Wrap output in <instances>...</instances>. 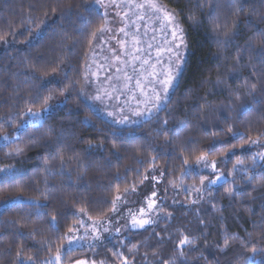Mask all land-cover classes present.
Masks as SVG:
<instances>
[{
	"label": "trees",
	"instance_id": "obj_1",
	"mask_svg": "<svg viewBox=\"0 0 264 264\" xmlns=\"http://www.w3.org/2000/svg\"><path fill=\"white\" fill-rule=\"evenodd\" d=\"M161 1L179 13L188 44L183 73L159 113L167 128L152 119L113 125L118 131L112 135L110 122L86 110L77 96L95 39L91 34L105 23L97 11L89 13L93 0H0V138L27 119L28 107L40 111L43 97L51 96L48 103L54 106L43 127L25 124L11 142L0 144V168L11 170L0 173V264H15L21 247L35 264L54 259L68 243L58 237L78 222L74 213L108 217L111 201L139 189L153 168L166 173L167 188L200 185L202 176L209 179L193 170L202 153L226 176L206 197L165 203L169 219L102 246L72 249L61 264L81 259L120 264L116 251L129 264H157L174 255L184 235L194 238L184 249L186 264H237L252 255L250 247L264 246V161L257 159L253 167L249 158L264 149V64L257 55L264 48V0ZM72 81H79L75 88ZM36 97L41 99L32 103ZM9 117L11 127L4 123ZM86 117L91 124L81 123ZM16 148L22 151L15 154ZM237 158L244 164L234 169ZM61 159L65 174L47 176L46 168L59 172ZM185 160L192 166L188 177L181 175ZM52 216L56 229L48 223ZM225 234L242 237L245 247L233 240L224 249ZM255 260L264 264L259 256Z\"/></svg>",
	"mask_w": 264,
	"mask_h": 264
},
{
	"label": "snow or ice",
	"instance_id": "obj_2",
	"mask_svg": "<svg viewBox=\"0 0 264 264\" xmlns=\"http://www.w3.org/2000/svg\"><path fill=\"white\" fill-rule=\"evenodd\" d=\"M94 4L97 8H89V13L97 11L101 18L105 21L97 31L91 35L96 39L97 44L107 39V41L115 40L119 47L112 46L108 49L110 55L105 54L103 59L108 65L110 71L103 77V80L97 76L96 81L91 79V76L86 75L84 77V85L79 88L77 96L85 101L83 107L92 111L94 114L101 111V108L97 107V104L104 106L105 108L111 106L113 109H118L120 113L119 119L113 116V112H107V115L113 116L111 123H108V127L111 130L112 135H116L118 129L112 127L113 125H124L129 123L130 118L124 114L125 107L132 112L133 116L138 118L147 117V121L152 119L162 123L164 129L167 128L168 121L164 119L160 121L159 113L166 109L167 104L170 102L169 90L176 86L175 82L178 81L183 73L184 64L186 62V49L187 42L185 39L184 29L181 27L179 19H177L179 13L165 7L159 2V0H94ZM199 6V5H198ZM100 9H103L101 12ZM191 19V17H189ZM147 21H152L151 36H148L149 26ZM159 31L164 37V44L167 47L160 45H154L151 42H146L145 37H148L149 41L156 40V33ZM224 34H228V29H224ZM170 35L171 39H167ZM4 37L0 36V40ZM231 41H229L230 43ZM253 45L250 43L247 45L248 49H251ZM156 51L155 63H150L152 60V50ZM103 51V49H101ZM167 53L168 59L166 61L167 67H162L160 71L156 70L157 64L165 63L162 60V54ZM94 52V56H95ZM257 55L260 57V62L264 64V48L260 49ZM243 58L242 53L238 52L236 59L239 61ZM147 66V67H145ZM99 68L103 69L104 64H100ZM151 69L149 72L148 69ZM255 71V69H253ZM92 75H96L93 73ZM64 79H69L65 74ZM59 83V82H57ZM79 81H72L71 86L73 88ZM106 85V87L104 86ZM255 83L252 84V88H255ZM87 89H92L91 92ZM61 93L65 91L64 88L60 89ZM137 92L139 95H137ZM125 97L124 101L121 102V97ZM41 98L36 97L32 103L39 102ZM51 96L43 97L44 107L40 111H33L31 107L23 113L27 117L26 120L15 125L16 131L11 135H4L3 141L11 142L13 136H16L20 129L25 127V124L32 127H43L46 119V114L49 113L53 105L49 104L48 101ZM135 100L136 105L133 108L131 101ZM109 102V103H106ZM143 104L144 108L141 109L140 105ZM132 123H138L139 121H131ZM6 124L13 126L12 117L5 120ZM82 124H91L92 120L90 117H86ZM107 123V122H106ZM3 127V124H0ZM158 133L161 135H167V131L158 129ZM58 142V141H57ZM259 141H250V144H258ZM243 147V145H241ZM22 151L20 148L15 149V154H19ZM13 155V153H9ZM250 159L253 160V167L257 159L264 161V152L255 153ZM153 158V161L154 162ZM143 163V161H140ZM185 165H188V161H184ZM203 165L204 168L209 166V162L206 159V155L202 153L196 157V165ZM244 160L237 158L236 164L233 166L234 169L238 166H243ZM64 161H60L59 172L54 171L51 168H46L47 176H55L57 174L64 175L63 171ZM211 167L215 171L216 163L211 162ZM10 169L0 168V173L7 174ZM156 169L153 168L149 171V175L145 176V180H151L153 183V190L151 197H157V191L155 190V184L159 183L155 175ZM166 173L161 172L160 175L164 176ZM182 176L188 177L192 175V166L188 165L185 170L181 173ZM221 178V175H217L216 180H208V184H215L217 180ZM255 177H249L247 182H251ZM207 177L200 178V184L202 188H195L194 185L185 187V192L194 190L200 193L203 190H207L205 184ZM46 186L48 185L47 179H45ZM54 187V185H52ZM127 191V190H126ZM135 191V188L132 189ZM146 197L148 218L137 220L133 210L129 208L126 213L121 212V207L127 202L125 197L117 196L112 204V215L101 218L99 220L92 221L91 224L88 221L92 220L89 216L87 220L83 218L86 213H74L77 217V224L68 228V232L65 236L58 237V239H66L67 245H61L57 249L56 255L53 258H49L45 261V264H61L62 256L67 255L72 251L71 245L74 242L84 241L88 244L89 248H95L98 245H103V241L112 237L116 239L120 235V227H117L121 219L127 220L131 217L130 223H125L123 227L125 230L128 229H145L146 225H154L159 222L160 219H169V216L160 217L152 216L151 213L156 211L157 207L163 206V200H160V204L157 205V200ZM202 198V197H201ZM17 199H20L19 197ZM176 201L174 200L173 203ZM8 204V201L4 202ZM195 203V201L193 202ZM141 214L145 213L144 207L139 209ZM50 228L56 229L57 220L55 216L48 221ZM203 223V221H201ZM111 225V227H109ZM80 229H84L83 234L77 235ZM107 233L108 236L104 234ZM115 233V235H113ZM35 233L31 232L27 235L33 236ZM24 235V234H20ZM158 235V234H156ZM251 236V233L248 234ZM171 239V237H169ZM233 240H239L241 247H245L246 241L239 236H229L225 234L224 237V249L229 246V242ZM194 238H190L184 235L179 240L178 244L175 245L174 255L167 259L159 258L157 264H186L184 249L186 246L192 245ZM120 246H123V241L120 242ZM135 247V246H133ZM223 250V249H222ZM132 252V248L128 249ZM252 255H244L240 258L237 264H256L255 257L259 256L264 261V246H252L248 249ZM115 256L120 258V264H129L128 257L123 252L116 251L113 253ZM178 254V255H177ZM15 264H35V258L29 256L27 259L23 257V248L21 247L16 251V262ZM76 264H87V261L78 260ZM92 264H96L93 260ZM103 264V262H101Z\"/></svg>",
	"mask_w": 264,
	"mask_h": 264
},
{
	"label": "rangeland",
	"instance_id": "obj_3",
	"mask_svg": "<svg viewBox=\"0 0 264 264\" xmlns=\"http://www.w3.org/2000/svg\"><path fill=\"white\" fill-rule=\"evenodd\" d=\"M105 2H107V0H105ZM159 2L161 4H163L165 7L169 8V9H172L168 5H166L164 2H162L161 0H159ZM91 6H93L95 8L98 7V6H96L94 4V0L92 2ZM100 11L102 12L103 9H100ZM177 19H179V17H177ZM179 21H180V19H179ZM147 23H148V26H149L148 36H151L152 35V33H151L152 21H147ZM180 24H181V27L183 28V25H182L181 21H180ZM167 39H169V40L171 39L170 35L167 37ZM185 39H186V35H185ZM164 40H165V37L159 31H157V33H156V40L155 41H149L148 37H145V41L146 42H151L154 45H160L162 47H167V45L164 44ZM186 42H187V40H186ZM112 46L119 47V45L116 43L115 40L107 41V39H105L104 41H101L100 44H97L96 39H94V42H93V44L91 46V49H90V52H89V55H88V61H87V65H86V68H85L84 77L86 75H88V76H91V79L93 81H96L97 76H98L100 78V80H103V77L107 74L108 71H110V69L108 68V65L104 62L103 57H104L105 54L110 55V53L108 52V49L110 47H112ZM101 49H103V51H101ZM94 52L96 54L95 56H94ZM187 55H188V44H187V49H186V59H187ZM155 57H156V51L153 49L152 50V60L150 61V63H155ZM167 59H168V54L167 53H163L162 54V60L165 63L157 64L156 65V70L157 71H160L162 67H165V68L167 67V64H166ZM102 63L104 64V68L103 69L99 68V65L102 64ZM145 67H147V66H145ZM184 67H185V64H184ZM183 70H184V68H183ZM148 71L150 72L151 69L149 68ZM93 73H95L96 75H92ZM179 79H178V81L175 82L176 86H177V84L179 82ZM104 86L106 87V85H104ZM176 86L169 90V97L170 98H171V95H172L174 89L176 88ZM87 91L91 92L92 89H87ZM137 95H139L138 92H137ZM120 99H121V102H123L125 97L122 96ZM106 103H109V102H106ZM131 104H132V106L134 108L135 105H136V101L132 100ZM97 107L101 108V111L98 112V113L100 115H102L110 123H111V121L113 119V116L116 119H119V117H120V113H119L118 109H113L111 106L105 108L104 106L99 105V104H97ZM140 108L143 109L144 105L141 104ZM107 112H113V116L107 115ZM124 114L129 116V118H130L129 123L124 124V125H115V126H117V127L136 126V125H139V124H141V123H143V122H145L147 120V117L138 118L136 116H133L132 112L129 111L127 107H125ZM137 120L139 121L138 123H132L131 122V121H137ZM2 143H6V142L3 141L2 138H0V144H2ZM260 152H264V149H261ZM206 159L209 162V166L207 168H204L202 164L200 166H197L196 163H195V165L193 166V170L196 173H199V174L206 173V175L209 176V179L205 180V184L207 185V190H203L200 193H197L194 190H190V191H187V192H185V190H184L185 187L192 186V185H194L195 188H202L203 186L201 184L200 185H197V184H192V185L177 184V185L172 186V188H167L163 184V176L160 175V173L162 171L155 168L156 169L155 175L157 177V180L159 181V183L155 184V190L157 191V197H151V192L153 190V186L152 185H153L154 182H152L150 179L149 180H145L143 185L139 189H136L135 191H132V192H126V193H122V194L118 195V196H121V197H125V199L127 201L121 207V212L122 213H126L127 210L129 208H131L133 210V213L135 214L137 220L147 219L148 218V211H149L147 209V203L149 201L145 199L146 197H151V199L157 200V205L160 204V200L162 199L163 200V206H164L165 203H169V204H180V203L181 204H187L188 203L189 204V203H193L194 201L196 202V201L206 197L209 194V191H210V189L212 187L217 186V185L221 184L222 182H224L226 180V176L219 169L217 162L215 161L216 170L214 171L212 169V167H211V162L214 161V160H211V159H209L207 157H206ZM259 161H261V160H259ZM217 175H221V178L219 180H217V182L215 184H208V180H216ZM174 200L176 201L175 203H173ZM163 206L162 207H157L156 211H153L151 213V215L152 216L159 215L160 217L167 216L166 212L163 209ZM141 207H144V209H145V213L144 214H141L139 212V209ZM111 215H112V213L109 216H111ZM83 218L85 220H87L88 216L84 215ZM95 220H99V219H92V220L88 221V223L91 224L92 221H95ZM130 222H131V217H128L127 220H125V219H121L120 220L119 224L117 225V227H120V230H121L119 236H122L125 233H128L130 231L140 230V229H128V230H125L123 225L125 223H130ZM150 226H153V225H150ZM150 226L146 225L145 228L150 227ZM109 227H111V225H109ZM83 232H84V229H80V232L77 233V235L79 236V235L83 234ZM104 235L108 236L107 233H105ZM113 235H115V233H113ZM108 239H112V237H108ZM108 239H105L104 241H106ZM71 247H72V249L80 248V247H88V244L85 243L84 241H78V242H74L71 245ZM81 260L87 261L85 259H81ZM73 264H76V262H74ZM87 264H92V262L87 261ZM96 264H101V263H96Z\"/></svg>",
	"mask_w": 264,
	"mask_h": 264
}]
</instances>
